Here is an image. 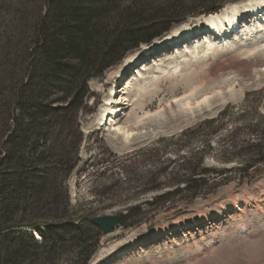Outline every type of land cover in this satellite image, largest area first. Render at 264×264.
<instances>
[{"label": "rangeland", "instance_id": "rangeland-1", "mask_svg": "<svg viewBox=\"0 0 264 264\" xmlns=\"http://www.w3.org/2000/svg\"><path fill=\"white\" fill-rule=\"evenodd\" d=\"M46 1L0 0V49L12 43L9 63L0 60V80L11 79L14 86L31 81L27 47L34 31L25 21L12 30L11 13L18 4L26 8L24 18L44 14ZM131 1L122 0L119 8L108 10V28L124 21L127 11L136 16L170 2ZM223 1L186 0L193 14L147 38L165 27L158 20L160 28L146 31L149 42H141L89 82L81 110L60 132V141L69 151L74 146L72 158L78 161L68 177H55L54 186L66 192L71 216L98 240L89 264L109 256L106 264H264V67L253 64L256 58L264 60V33L251 35L255 25L248 20L237 28L244 35L226 39V48H211L213 37H205V31L195 37L193 46L184 43L190 37L176 45L169 41L176 33L203 25L206 18L234 7L241 12L253 0H227L214 13L202 8L212 9ZM230 5L234 7L226 8ZM149 49L163 54L162 61L145 57ZM142 52L144 61L126 66L129 57ZM238 67L249 68L238 76ZM198 78L202 89L212 83L204 94L190 88ZM0 92L7 95L6 90ZM110 94L117 104L107 105ZM5 103L0 95L1 109ZM117 107L122 110L116 117L120 118L111 121L116 126L105 119L100 122L105 111ZM118 127L129 137L116 132ZM48 140L46 153L57 147L56 140ZM124 140L128 143L122 146ZM192 178L199 182L194 190H186ZM102 216L127 220L104 235L90 221ZM58 263L72 260L67 255Z\"/></svg>", "mask_w": 264, "mask_h": 264}, {"label": "trees", "instance_id": "trees-1", "mask_svg": "<svg viewBox=\"0 0 264 264\" xmlns=\"http://www.w3.org/2000/svg\"><path fill=\"white\" fill-rule=\"evenodd\" d=\"M121 1L47 0L46 13L28 18L24 6L17 4L12 10V30L22 21L32 25L27 68L34 73L26 85L24 80L17 86L10 84L11 79L0 80V91H7L0 92L6 102L0 108V264H59L67 255L71 264H89L98 248L89 228L71 216L66 192L54 186L55 177H68L78 161L72 158L74 146L69 151L60 141V132L81 110L88 81L101 77L141 42H149L144 37L147 30L165 25L147 38L159 36L194 13L186 0H170L136 16L127 11L124 21L108 28V10L119 8ZM226 1L202 8L214 12ZM158 20L163 21L159 26ZM144 23V29H138ZM10 44L2 45L1 61L9 63ZM55 104L63 107L56 110L51 106ZM49 138L57 147L46 153ZM198 182L190 179L186 190H194ZM125 220L121 216L119 226Z\"/></svg>", "mask_w": 264, "mask_h": 264}, {"label": "bare ground", "instance_id": "bare-ground-1", "mask_svg": "<svg viewBox=\"0 0 264 264\" xmlns=\"http://www.w3.org/2000/svg\"><path fill=\"white\" fill-rule=\"evenodd\" d=\"M232 6V7H231ZM244 6H245V4H244ZM241 7L242 9V13L241 12H239L238 11V8H236V7H234L233 5H230V6H227L226 8H229V7H231V8H233L234 7V9H232L231 11H228V12H223L222 14H221V16H217V17H210V18H206L205 19V25L207 26V30H204L205 31V33H206V35L205 36H209L208 38L210 39L211 37V34H210V32H211V29L214 31V32H216L218 35H219V39L217 38H215L214 39V45L213 44H210L209 46L212 48V47H215V45L216 46H221V47H223L224 45H226L227 44V42H226V39H228V38H232V36L233 35H231V37H229V34H227V32H228V29L230 28L231 29V31L233 30V31H236V28H239V26H240V24H243V21H246V20H248V19H250V20H253V22H254V24H259V22H258V19H263V18H261V17H264V14L262 13V11H264V0H253L252 2H249L248 4H247V6H245V7ZM230 9V8H229ZM248 12V16L246 17L245 16V14ZM259 13H261V17L259 18L258 16H259ZM246 18H248V19H246ZM248 24V23H247ZM184 27V26H183ZM199 27V28H198ZM197 28V30H203L204 29V27H202V26H198ZM262 26L261 25H258L257 27H255V28H253L254 30H256L257 28H261ZM196 29V28H195ZM261 30L262 31H264V26L261 28ZM231 31H230V33H231ZM179 32V31H178ZM192 32V30L191 31H186V33H188V34H186V33H184V31L183 32H181V33H179V34H175V35H172L171 36V38H170V43H173V42H176V41H181L182 39H185V38H187V37H190L189 39H187L184 43H186V45L187 44H189L188 46H193L194 44V41H196L195 39H197L198 38V36H199V33H198V31H197V33L195 34V33H191ZM238 32L240 33L241 31L240 30H238ZM254 32V31H253ZM260 32L261 31H258V32H255L253 35H260ZM182 34H186L185 36L184 35H182ZM252 35V34H251ZM263 35V34H262ZM174 36H176V37H174ZM195 37H197V38H195ZM183 42H181V43H183ZM192 42V43H191ZM178 42H176L175 43V45L177 44ZM206 43V42H205ZM185 45V46H186ZM161 46V45H160ZM164 46V50H167L168 49V46L166 45V44H164L163 45ZM188 46L186 47V49L188 48ZM196 47V46H195ZM210 47H208L207 48V50H206V52L208 53L209 51H210ZM160 47H157V49H159ZM163 48V47H162ZM224 48V47H223ZM222 48V49H223ZM156 49V50H157ZM151 50L152 49H149V50H146L145 52H147L146 53V55L144 54V52H142L141 54H138V55H135V56H131V57H129V59L126 61V66L127 65H131L132 63L134 64V63H136L138 60L139 61H144V59H145V57H147L148 55L149 56H153V57H157L158 59V61H162V59L161 58H159V57H161V55H163V54H159V55H157L156 54V52H151ZM158 51V50H157ZM205 51H204V54L206 53ZM165 53H168V52H165ZM164 53V54H165ZM173 53V52H172ZM145 55V57H144V55ZM152 57V58H153ZM167 57H170V59L173 57V56H167ZM151 59V58H150ZM156 59V58H155ZM157 60H155L154 62H156ZM141 63V62H140ZM253 64L254 65H259V66H262V67H264V60L262 59H260V58H256L255 59V61H253ZM149 66V65H148ZM247 68H249V67H247ZM247 68H242V67H238L237 68V70H238V72H237V75L238 76H240L241 74H242V76H243V73H245L248 69ZM253 68H255V67H253ZM141 70H146V67L145 68H141ZM162 70H164V69H162ZM166 70V69H165ZM164 70V71H165ZM163 71V72H164ZM137 73V72H136ZM135 73V74H136ZM160 73V72H159ZM247 74V73H246ZM245 76V75H244ZM123 78V75L122 74H120V75H118V80L120 81L121 79ZM202 80V78H198V79H196L194 82H195V84H193V86H192V84H190L189 86H190V88H194L195 89V91L197 92V93H199V94H204L205 92H207V90H208V88H209V86L212 84V83H208L203 89H202V86H201V84H200V81ZM196 82L198 83V88L197 87H195V85H196ZM213 87V86H212ZM196 93V94H197ZM114 94V93H113ZM113 94H110V96H109V101H111V103L109 104H107V105H111L112 103H116V99H114L115 97H114V95ZM108 100H107V102H109ZM113 101H115V102H113ZM117 104V103H116ZM190 105L191 104H186L185 106L186 107H190ZM122 106V105H121ZM127 109L131 106V102H130V100L128 101V103H127ZM180 107V106H179ZM122 108H124V107H122ZM120 111H122L121 109H120V107H117V108H114V109H112V110H107V111H105V113H107V115L105 116V117H101V119H100V122H102V120H104V123L106 122V124L108 123V125H111L112 127H114V126H116L115 124L114 125H112V123H111V121L113 120V118H114V121L116 122L117 120H119V118L120 117H118V118H116L117 117V115L120 113ZM165 114L167 115V119L170 121V117L168 116L169 115V112L166 110V112H165ZM120 115V114H119ZM182 115V114H181ZM101 125V124H100ZM102 126V125H101ZM117 129V131L116 132H119V133H122V135H125V137L126 136H128L129 137V132L128 131H125L124 129H121V128H116ZM126 129H128V128H126ZM111 141V140H110ZM128 143V141L127 140H124L123 141V143H122V146H125V144H127ZM158 233H156L154 236H159V235H157ZM136 249V248H135ZM126 251V250H125ZM128 255V254H127ZM111 259V256H109L108 258H105V259H103L102 261H100L98 264H106L107 262H108V260H110Z\"/></svg>", "mask_w": 264, "mask_h": 264}, {"label": "water", "instance_id": "water-1", "mask_svg": "<svg viewBox=\"0 0 264 264\" xmlns=\"http://www.w3.org/2000/svg\"><path fill=\"white\" fill-rule=\"evenodd\" d=\"M120 220V216H102L92 218L90 221L93 225L101 229L104 235H108L114 231V229L118 226ZM152 226L148 228L152 230Z\"/></svg>", "mask_w": 264, "mask_h": 264}]
</instances>
